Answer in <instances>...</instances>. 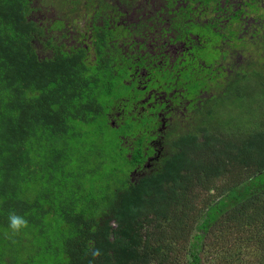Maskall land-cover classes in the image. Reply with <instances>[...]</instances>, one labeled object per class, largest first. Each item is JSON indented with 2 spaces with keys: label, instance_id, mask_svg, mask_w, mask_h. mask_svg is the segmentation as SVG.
<instances>
[{
  "label": "trees",
  "instance_id": "16d2710c",
  "mask_svg": "<svg viewBox=\"0 0 264 264\" xmlns=\"http://www.w3.org/2000/svg\"><path fill=\"white\" fill-rule=\"evenodd\" d=\"M0 264H264V0H0Z\"/></svg>",
  "mask_w": 264,
  "mask_h": 264
},
{
  "label": "clouds",
  "instance_id": "9594fccd",
  "mask_svg": "<svg viewBox=\"0 0 264 264\" xmlns=\"http://www.w3.org/2000/svg\"><path fill=\"white\" fill-rule=\"evenodd\" d=\"M8 220L9 228L12 230L13 235L19 234L22 229H26L29 226L28 220L14 211L9 213Z\"/></svg>",
  "mask_w": 264,
  "mask_h": 264
},
{
  "label": "rangeland",
  "instance_id": "374dc122",
  "mask_svg": "<svg viewBox=\"0 0 264 264\" xmlns=\"http://www.w3.org/2000/svg\"><path fill=\"white\" fill-rule=\"evenodd\" d=\"M242 58H244L245 60H247V59H248V57H247L246 55H244Z\"/></svg>",
  "mask_w": 264,
  "mask_h": 264
}]
</instances>
